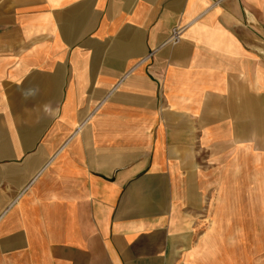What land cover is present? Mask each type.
Segmentation results:
<instances>
[{
  "label": "crops",
  "instance_id": "1",
  "mask_svg": "<svg viewBox=\"0 0 264 264\" xmlns=\"http://www.w3.org/2000/svg\"><path fill=\"white\" fill-rule=\"evenodd\" d=\"M250 174L264 0H0V264H232Z\"/></svg>",
  "mask_w": 264,
  "mask_h": 264
},
{
  "label": "rangeland",
  "instance_id": "2",
  "mask_svg": "<svg viewBox=\"0 0 264 264\" xmlns=\"http://www.w3.org/2000/svg\"><path fill=\"white\" fill-rule=\"evenodd\" d=\"M253 177L250 174L248 198L243 197L246 204L234 208L232 216L236 220L217 222L212 212L205 218L207 228L217 225L225 230L226 236L221 239L225 245L221 259L232 264H264V188L257 195Z\"/></svg>",
  "mask_w": 264,
  "mask_h": 264
},
{
  "label": "built area",
  "instance_id": "3",
  "mask_svg": "<svg viewBox=\"0 0 264 264\" xmlns=\"http://www.w3.org/2000/svg\"><path fill=\"white\" fill-rule=\"evenodd\" d=\"M184 29H185V27H180V26L174 28L170 38L167 41V43H177V42H179L180 39L182 38ZM0 220H1V216H0Z\"/></svg>",
  "mask_w": 264,
  "mask_h": 264
}]
</instances>
